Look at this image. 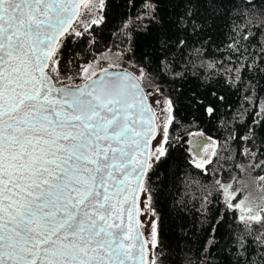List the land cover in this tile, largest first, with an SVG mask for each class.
<instances>
[{
    "label": "snow or ice",
    "instance_id": "1",
    "mask_svg": "<svg viewBox=\"0 0 264 264\" xmlns=\"http://www.w3.org/2000/svg\"><path fill=\"white\" fill-rule=\"evenodd\" d=\"M113 18L122 46L106 65L63 64L68 37ZM225 28V82L264 80V0H0V264H164L174 227L196 235L194 264H264V159L244 148L252 160L232 163L230 147L255 128L193 142L187 165L199 176L181 166L183 137L171 132L178 112L212 118L210 97L225 100L205 87ZM196 80L203 94L186 87ZM164 193L174 218L155 210Z\"/></svg>",
    "mask_w": 264,
    "mask_h": 264
},
{
    "label": "trees",
    "instance_id": "2",
    "mask_svg": "<svg viewBox=\"0 0 264 264\" xmlns=\"http://www.w3.org/2000/svg\"><path fill=\"white\" fill-rule=\"evenodd\" d=\"M81 13L82 15L77 18L73 27H78L83 31L84 23L82 21L87 20V12L83 7H81ZM132 14L135 15V9L132 10ZM119 25L120 21L113 18L107 27L96 29L94 32L90 29V34H85L83 38L68 37L62 45L63 64L66 65L69 60H72L78 67L82 63L89 62L108 45L121 43L123 37L119 33ZM93 37L95 43L90 46L88 41L92 40ZM228 43H230V36L225 28L217 36L216 45L209 49L208 58L222 62L219 73L214 74L211 83L205 86L213 88L218 94L225 97L223 102L210 97L217 106L216 115L209 118L202 113L198 114L195 108H186L184 111L178 112L180 123L171 129L173 135L183 137L184 143L180 146L179 162L193 176H199L200 174L199 170L187 165V160L190 158V143L188 142L190 132L202 131L205 134L204 137L211 136L223 143L229 132H236L242 136L248 132L250 127H254L255 137L252 141H230L234 157L232 163H238L240 159L247 156L239 155L244 148L257 151V161L264 159V143H262V138H264V113H260L261 108H264V80L257 83L253 79L250 82L249 78L252 74L244 72L241 79L231 86L225 82L232 78L223 71V66L228 64L226 59L228 56ZM200 83L201 81L196 80L186 87L189 89L195 87L197 92L203 94L205 87H196ZM161 87L167 89L170 86L167 83H162ZM186 95H191V93L186 92ZM258 113L260 114L258 115ZM231 174L233 172H225L222 177L228 176L230 178ZM217 175L219 176V174ZM200 178L210 181L212 177L210 174L207 178ZM154 207L159 213L173 218L176 216L167 193L156 198ZM164 239L167 243L164 264H194L198 248L196 235L186 236L181 229L174 227L172 231L166 233Z\"/></svg>",
    "mask_w": 264,
    "mask_h": 264
},
{
    "label": "rangeland",
    "instance_id": "3",
    "mask_svg": "<svg viewBox=\"0 0 264 264\" xmlns=\"http://www.w3.org/2000/svg\"><path fill=\"white\" fill-rule=\"evenodd\" d=\"M117 45H121V43H116V44H110L108 45L103 51L97 53L89 62H94V61H109V58L111 57V54L110 53H107V50L108 49H112L113 51H116V46ZM122 46V45H121ZM107 53V55H102V54H105ZM89 62H86V63H82V64H87ZM153 107H155V105H153ZM194 133L196 132H190L188 134V142L190 143V141H192L194 138L196 137H199V136H196L194 135ZM190 134H193V135H190ZM208 152L211 151V148H209L207 150ZM204 155H205V152H204ZM252 160V158L250 156H244L243 159H240L238 163L240 164H244V165H247L250 161ZM253 162H258L257 159ZM257 172H259V170H257ZM233 174H238L235 172V170H233ZM259 174L263 175L264 172H260ZM252 175H256V172H253ZM225 181H227L229 179V177H222ZM151 211L150 210H147L145 209L144 210V214L140 216V222H141V230L143 232V234L145 235V239L147 241H151V227H150V219H151Z\"/></svg>",
    "mask_w": 264,
    "mask_h": 264
},
{
    "label": "water",
    "instance_id": "4",
    "mask_svg": "<svg viewBox=\"0 0 264 264\" xmlns=\"http://www.w3.org/2000/svg\"><path fill=\"white\" fill-rule=\"evenodd\" d=\"M76 20H77V19H76ZM76 20L73 21V25L75 24ZM108 62H109V61H101V62H99V63H100V65H106ZM112 70H113V69H110V71H112ZM115 70H118V69H115ZM198 140L201 141V142H203V143L211 144V141L206 140L204 136H199V137L194 138V139L190 142L189 149L192 148V146H193V142H196V141H198ZM201 155H204V152H203V151L201 152ZM139 220H140V217H139ZM139 230L142 232L141 227H140ZM142 233H143V232H142ZM143 237L145 238V235H144V234H143Z\"/></svg>",
    "mask_w": 264,
    "mask_h": 264
},
{
    "label": "flooded vegetation",
    "instance_id": "5",
    "mask_svg": "<svg viewBox=\"0 0 264 264\" xmlns=\"http://www.w3.org/2000/svg\"><path fill=\"white\" fill-rule=\"evenodd\" d=\"M264 175V174H263Z\"/></svg>",
    "mask_w": 264,
    "mask_h": 264
}]
</instances>
